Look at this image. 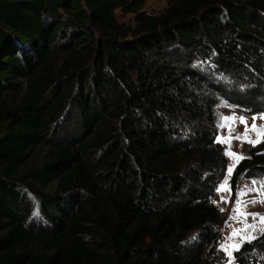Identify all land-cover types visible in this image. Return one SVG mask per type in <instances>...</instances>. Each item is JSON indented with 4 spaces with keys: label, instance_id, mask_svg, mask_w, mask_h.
<instances>
[{
    "label": "trees",
    "instance_id": "trees-1",
    "mask_svg": "<svg viewBox=\"0 0 264 264\" xmlns=\"http://www.w3.org/2000/svg\"><path fill=\"white\" fill-rule=\"evenodd\" d=\"M145 3L0 0V264H218L228 157L215 114L228 91L207 72L264 113V0ZM72 103L76 130L58 124ZM42 146L47 159L23 171ZM262 167L264 141L237 163L233 199ZM263 255L264 233L235 263Z\"/></svg>",
    "mask_w": 264,
    "mask_h": 264
},
{
    "label": "rangeland",
    "instance_id": "rangeland-1",
    "mask_svg": "<svg viewBox=\"0 0 264 264\" xmlns=\"http://www.w3.org/2000/svg\"><path fill=\"white\" fill-rule=\"evenodd\" d=\"M171 0H146L145 5L143 6L144 11H147L149 13L154 14H161L165 12V10L168 8ZM116 14L118 16V20L120 22L126 23L127 25H136L135 21V14L133 13H125L122 12L120 9L116 11ZM63 62V55H58L52 60V68L53 72L57 73ZM85 65V66H84ZM92 63L83 61L81 62V65L79 68H82V71L90 72L92 69ZM75 70V69H74ZM77 70V69H76ZM208 73V80L210 81H217L221 83V85L226 88V91H228V95L220 98V104L217 107V111L215 114L216 119V126L218 129V136L221 138V143L224 146V151L229 153L236 154L233 155H227L228 157V166L232 164L237 165V161L240 156L246 157L248 155L249 150L253 147L252 143H249V140H255L257 139V133L249 131L248 137H244L245 132V125L240 123L239 117L244 116L247 120V127L251 129L252 126V116H256L257 119L255 121L256 125L259 127L264 126V119H260L264 113H256L251 114L247 113L244 108L248 109L246 102H243L245 98L248 97V95H242V92L238 89H236V86L234 83L230 80L225 79L224 76H220L216 73ZM228 84V85H227ZM233 85V88H229V86ZM231 91H236L235 94H232ZM262 94V96L259 99H264V87H262L261 90H259ZM236 101L235 103H232L231 101ZM235 116L236 119L233 122L232 120H223L224 117H232ZM79 119V113L76 109V104L72 103L64 110L63 114L58 120L59 126H66L68 129L76 130V123ZM221 124L224 126L221 127ZM240 136V139H235V137ZM264 141V140H262ZM258 144V143H257ZM255 144V145H257ZM49 147L48 146H42L37 149L32 155V157L29 159V161L26 163V165L23 168V171L28 170L31 167H39L42 165V163L47 159L49 155ZM227 175V171L225 176ZM255 180H261L264 179V167L262 169H258L253 171L249 176H246L241 179V182L239 184L238 190L244 188L245 185L248 187H252L251 181ZM223 181V180H222ZM55 183H51L48 185L45 190L46 191H53L55 187ZM229 185H230V178H229ZM259 187V185H257ZM27 195L30 198L32 204H33V213L35 216L40 215V207H39V198L36 196V194L32 191H27ZM227 196V192H221L217 193L215 195L214 201L219 209H224V211H221L223 215L227 217L226 224L220 228L222 231V238L220 239L217 250H216V258L219 260L218 264H237L235 263V251H233L232 247L230 245L232 244H239L242 246V244L247 240H242L241 237H257L261 235V229H264V223H260V217L264 216V203L259 202L260 200H264V196H259L256 192L248 193L245 197H243V200L248 202L246 208H244V211L250 214H260L259 216H256L254 219L251 215L248 216L247 220H244L243 217L237 216L235 219H230V216H235L236 214L233 213V208L235 207V199L232 198V195L230 197V202L224 203L221 202L220 198L221 196ZM253 199H256L258 202L255 204L250 203ZM247 224L255 225L254 229H248L247 231H241L239 235L233 236L231 240L228 239V237L233 233V230H242L246 227ZM252 240V239H251ZM224 245L228 248V252L231 253V256L227 255L225 251L222 250L221 246ZM240 246V247H241ZM264 259V255L262 256ZM264 264V263H262Z\"/></svg>",
    "mask_w": 264,
    "mask_h": 264
},
{
    "label": "snow or ice",
    "instance_id": "snow-or-ice-1",
    "mask_svg": "<svg viewBox=\"0 0 264 264\" xmlns=\"http://www.w3.org/2000/svg\"><path fill=\"white\" fill-rule=\"evenodd\" d=\"M259 118L264 119V115H262ZM235 119H236L235 116L223 118V120H225V121L232 120L233 122L235 121ZM251 119H252L253 123H252L251 129H249L247 127L248 122L245 119V117L244 116L239 117L240 123L245 125V132L243 134L245 138L248 137L249 131L257 133V139L248 141L249 143H252L253 146H255V144L260 143V142H262V140H264V126H261L258 128V126L255 123V121L257 119L256 116H252ZM223 126L224 125L221 124V127H223ZM240 138H241L240 136L235 137V139H240ZM217 142L218 143L221 142L220 137H217ZM225 154L226 155H233V156L236 155L234 153H229V152H226ZM244 158L245 157L240 156L238 159L242 160ZM237 163H238V161H237ZM235 167H236V164H232V165H229L227 167V175L224 177L223 181L219 184V186L215 189V191L217 193H221V192H227L228 193L227 196H224V195L221 196V198H220L221 202H224V203L230 202L232 190H231V187L229 185V178L231 177ZM251 183H252V187H248L247 185H245L244 188L239 189L236 192V194H235L236 195L235 207L233 208V213H235L236 215L230 216V219H235L237 216H240V217H243L244 220H247L249 215H251L255 219L256 216L260 215V214H250V213H247L246 211H244V208H246L248 202L244 201L243 197H245L248 193L256 192L259 196H264V179H261L259 181L253 179L251 181ZM257 185H259V187H257ZM257 202L258 201L256 199H253L252 201H250V203H252V204H255ZM259 202L264 203V200H260ZM213 203H217V202L213 201ZM220 210L224 211V209H220ZM260 223H264V216L260 217ZM250 228L254 229L255 225L247 224L246 227L242 230L234 229L233 233L228 237V239L231 240L233 236L239 235L241 231H247ZM261 233H264V229H261ZM254 238L255 237H241L242 240H247V242H249V243L251 242V239H254ZM240 246L241 245H239V244L230 245V247H232L233 251H239ZM221 248L223 251L226 252L227 255L231 256V253L228 252V248L226 246L222 245Z\"/></svg>",
    "mask_w": 264,
    "mask_h": 264
}]
</instances>
